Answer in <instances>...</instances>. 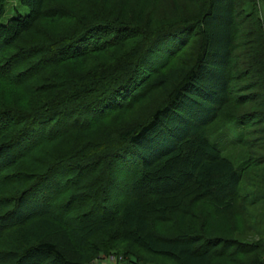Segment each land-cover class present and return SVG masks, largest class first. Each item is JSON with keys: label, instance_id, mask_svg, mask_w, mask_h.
Listing matches in <instances>:
<instances>
[{"label": "trees", "instance_id": "16d2710c", "mask_svg": "<svg viewBox=\"0 0 264 264\" xmlns=\"http://www.w3.org/2000/svg\"><path fill=\"white\" fill-rule=\"evenodd\" d=\"M10 1L0 0V83L11 88L0 89V264H87L88 244L97 253L93 242L104 230L108 249L145 232L143 249L176 264H264V205L257 241L226 235L227 224L215 233L209 222L234 206L243 183L246 169L225 154L228 145H246V126L264 114L230 110L245 102L231 82L250 76L248 67L231 72L237 29L253 17L264 26V0H246L240 17L237 0H203L196 14L155 27L150 19L127 21L123 0H99L107 8ZM258 56L264 61V46ZM153 87L161 103L142 122L130 121L131 108ZM223 118L217 130H237V143L220 144L211 134ZM115 162L133 177L128 188L112 189L115 198L127 196L112 208L105 193ZM179 172L175 189L147 188ZM258 185L264 191V181ZM176 190L192 194L182 234H154L143 200L155 198L150 207L162 209L163 194ZM200 200L211 203L210 215H190ZM98 209L101 216L91 218Z\"/></svg>", "mask_w": 264, "mask_h": 264}, {"label": "rangeland", "instance_id": "374dc122", "mask_svg": "<svg viewBox=\"0 0 264 264\" xmlns=\"http://www.w3.org/2000/svg\"><path fill=\"white\" fill-rule=\"evenodd\" d=\"M15 1L16 0H11L10 4L14 3ZM66 1L70 5H72L74 1L76 3H80V5L83 6L93 4L96 6L100 5V7L104 6L107 8V4H102L103 2H100L101 0ZM198 2L196 0H123L119 7H123L122 9L126 12V16L128 18L127 21L132 22V24L134 23L144 25L146 19H150V22H152L150 25L155 27L165 23L183 20L196 14L198 12V9L200 8V2H203V0H198ZM245 2L246 0H237V17H240L241 14L239 11L241 7H245ZM108 6H111V4ZM248 7H250V5H248ZM260 7L261 10H263V13L261 11L260 15L261 18H263L264 25V4L260 5ZM26 11V8H24V13H26ZM139 12H141L140 14L142 15L138 18ZM10 16L12 15L10 14V12H8L1 18V20L5 22ZM251 19V21H244V23L242 24L244 26H241L237 29L239 30V32L235 39V57L233 60V64L236 68L234 70L232 69L231 72H235L237 70L239 73L245 67H248L250 70V76L244 77V79L242 80H233L231 82L232 93H234L235 97L244 96L245 98V102L243 104H235L230 108L231 112L236 116L242 115V113H248L250 111H264V85L262 84L261 86L255 87L256 85H258V80L260 78H264V61L261 60L263 59V57H255L256 55H260V53L263 51L264 26L262 27L260 24H258L255 21L254 17ZM260 35H262V37H260ZM133 42H126L119 50V52L123 50H129L130 47L134 45L132 44ZM245 55L250 58L251 64H249L248 66L244 65L245 58L243 56ZM251 55H253L254 57H251ZM249 82H252L250 83L251 85H249ZM0 89H5V91L11 90L10 86L1 83ZM16 90L17 88L15 89V91ZM252 91H257L256 95H252ZM158 94L160 93L157 91V88L153 87L150 90V93H145V96L137 101L134 108H131V110H127L136 111V113L130 112L126 117L131 119L130 121L142 122L148 115V113L152 110V108L161 103V100H163V97L159 98ZM148 101L153 102L148 104ZM236 102L237 101H235V103ZM224 123H227V120L225 118H223L218 123L213 124L210 127V130L213 132H211V134L215 137H218V141L220 142V144H222L226 138L229 143H237V141L233 139V133H235V131L237 130H234L233 133H228V130H224L223 128L217 130L221 126H223ZM229 125L230 123L227 124V126ZM238 130L240 129L238 128ZM244 133V135H246L248 139L247 144L244 145L242 142V144L228 145L227 151L225 153L230 158H232V160H234L236 164H243L244 170L246 169L245 173L243 174V183L237 190L239 199L242 198L243 201L239 202V199H236V202L234 201V206H232L230 209H228L218 217L216 216L214 219L212 218L213 220L211 219L209 222L211 223V228L213 229V231H215V233L216 229L219 230L222 228V226H224L223 224H227L228 227L226 229H230V231L226 235L231 234L233 237L241 240L257 241V230L255 229H257V224L262 222V218L258 217L257 214L260 213L261 206L263 207L264 205V191L262 189V186L258 185L259 183H261V181H264V175L263 177H259V174L264 173V162L261 163L263 161L262 157H264V114L262 119L260 116L252 120L248 124V126H246ZM2 157L3 156H0V159ZM130 170L131 169L120 168L118 166V163L116 162L114 163V165H112V174L109 175V177L113 180L108 188V192L105 193V195L109 196L110 201L108 203L112 208L115 207L116 204L120 203L121 198H123L124 200L127 198V196L123 195L122 193L117 194V198H115L114 195H112V189L115 190L116 186L118 185H126V187L128 188V183L126 182H129L128 180H130V177H133V174H131L130 177L126 175V172H129ZM252 173L257 174L256 179L253 177ZM178 175L180 176V172L177 174H172L170 178H163L161 181L156 183V185L151 184L147 188H149L150 190H162L170 186L169 188L173 190L172 188H174L177 183L176 179L179 178ZM253 183L256 184L254 185ZM181 192L182 191L176 190L168 194H163L162 200L164 205L162 209H160L161 206L160 208L150 207L152 201L155 198L143 200V203L145 204L144 207H146L147 211L150 214V229L154 234L163 236L182 234L180 229L183 228L181 219H183L184 221L189 219L188 215L186 214L185 206L189 198L192 197V194L189 193L182 198V195H180ZM110 195L112 198L110 197ZM254 202H256L255 205L248 207L249 204H253ZM21 209L27 212L26 207L23 206ZM241 209L244 213L249 214H247L245 218L234 223L231 218L232 213L241 215ZM189 210L191 212L190 215L195 213L210 215L213 212L212 205L208 200L198 201L196 205H194V207L190 208ZM102 213L103 210L98 209L94 211L93 215H91V218L94 219L100 217ZM221 217H226L227 220L220 223V221H222ZM243 220L245 221V223L243 222ZM236 223L239 224V229H237V226L235 225ZM107 233L108 232L104 230L95 237L96 239L93 243L96 245L94 247H97V250H99L97 253L96 249L91 247L92 241L90 240L91 242H89L88 244L89 259L88 261H86L87 264L179 263V260L177 259L166 258L164 256L155 254H148V252L143 249V245L146 239L145 237H147V234L145 232L136 233L133 236L134 238H136V243L134 244L130 241L122 242L116 240L112 245H110V249H108V245H105L106 243H101L102 238L108 236ZM56 264H60V262H56Z\"/></svg>", "mask_w": 264, "mask_h": 264}]
</instances>
